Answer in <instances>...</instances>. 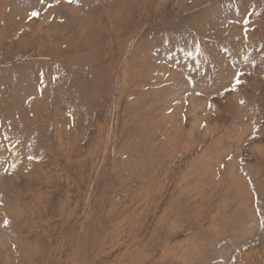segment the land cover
I'll use <instances>...</instances> for the list:
<instances>
[{"label":"rangeland","instance_id":"rangeland-1","mask_svg":"<svg viewBox=\"0 0 264 264\" xmlns=\"http://www.w3.org/2000/svg\"><path fill=\"white\" fill-rule=\"evenodd\" d=\"M0 10V264H264V0Z\"/></svg>","mask_w":264,"mask_h":264},{"label":"bare ground","instance_id":"bare-ground-1","mask_svg":"<svg viewBox=\"0 0 264 264\" xmlns=\"http://www.w3.org/2000/svg\"><path fill=\"white\" fill-rule=\"evenodd\" d=\"M0 11H1V10H0ZM6 14H7V13H6ZM5 16H6V15H5ZM8 16H9V15H8ZM3 18H4V17H3ZM5 18H6V17H5ZM1 20H2V19H1ZM5 21H6V20H5ZM45 21H47V20H45ZM2 23H3V22H2ZM6 23H7V22H6ZM6 23H5V24H6ZM8 25H9V24H8ZM42 25H43V23H42ZM43 27H44V26H43ZM40 32H41V31H40ZM29 37L31 38V36H29ZM0 47H1V46H0ZM1 49H3V48H1ZM1 49H0V50H1ZM3 50H5V49H3ZM3 50H1V51L3 52ZM1 51H0V52H1ZM2 54H3V53H2ZM5 55H6V54H5ZM5 55H4V56H5ZM22 57H23V55L20 57L19 60H21ZM8 63H9V62H8ZM72 74H75L73 70H72ZM3 94H4V93H3ZM6 95H7V94H6ZM27 96H28V95H27ZM27 98H28V97H27ZM10 102H11L12 105H15V107H16V104H17V102H16V98H13V100H11ZM1 103H2V102H1ZM38 103H39V101H38ZM15 107L12 108V111L15 110ZM27 108H28V107H27ZM27 108H26V106H25L24 103H23L22 106H21V108H20V110H19V112H18V113H17V111L14 112V118H15V116H16V117H18V116L20 117V116H21L22 118H25V117H27V116L29 115V112H30V115H32V112H33V115H32V116H29V117H32V120H33L34 118H36L35 116L39 115L38 111H39L40 109H38L37 106L32 107L30 111H29V110L26 111ZM18 114H19V115H18ZM36 114H37V115H36ZM38 118H39V116H38ZM39 119H40V118H39ZM39 119H38V120H39ZM29 127H31V126H29ZM11 129L14 131V127H13V125H11ZM63 138H64V137H63ZM60 144H61V143H60ZM60 144H59V145H60ZM61 146H62V145H61ZM63 146H64V145H63ZM66 146H67V145H66ZM59 147H60V146H59ZM64 148H65V147H64ZM64 148H63V149H64ZM76 148H78V147H76ZM68 149H69V148H68ZM77 151H78V150H77ZM18 172H19V171H18ZM30 173H31V172H30ZM32 173H33V172H32ZM201 205H203V204H201ZM198 210H199V209H198ZM261 253H262V252H261Z\"/></svg>","mask_w":264,"mask_h":264},{"label":"snow or ice","instance_id":"snow-or-ice-1","mask_svg":"<svg viewBox=\"0 0 264 264\" xmlns=\"http://www.w3.org/2000/svg\"><path fill=\"white\" fill-rule=\"evenodd\" d=\"M40 2L43 3V0H40ZM68 2L71 3L72 0H68ZM32 16H33V17H36V16H38V13H37V12H33V13H32ZM238 83H239V81L237 80V84H238Z\"/></svg>","mask_w":264,"mask_h":264}]
</instances>
